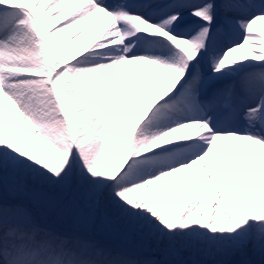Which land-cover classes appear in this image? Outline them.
<instances>
[{"label": "snow or ice", "instance_id": "obj_1", "mask_svg": "<svg viewBox=\"0 0 264 264\" xmlns=\"http://www.w3.org/2000/svg\"><path fill=\"white\" fill-rule=\"evenodd\" d=\"M261 21L264 0H0V264H264Z\"/></svg>", "mask_w": 264, "mask_h": 264}, {"label": "bare ground", "instance_id": "obj_2", "mask_svg": "<svg viewBox=\"0 0 264 264\" xmlns=\"http://www.w3.org/2000/svg\"><path fill=\"white\" fill-rule=\"evenodd\" d=\"M254 29L257 33L264 34V21L258 22L256 25H254ZM145 248H150L154 249L155 248V242L154 241H149V240H142L141 238L138 239ZM200 253H195V254H185V257L188 259H195L199 261H207L205 259H202V257L199 256ZM232 259H239L238 257H234Z\"/></svg>", "mask_w": 264, "mask_h": 264}, {"label": "rangeland", "instance_id": "obj_3", "mask_svg": "<svg viewBox=\"0 0 264 264\" xmlns=\"http://www.w3.org/2000/svg\"><path fill=\"white\" fill-rule=\"evenodd\" d=\"M54 15H55V13H54ZM74 50V49H73ZM85 227H89V228H92V229H95V225H86ZM140 237H138V236H133L132 238H131V243L132 244H134V245H142L143 246V244L138 240ZM144 247V246H143ZM145 248V247H144ZM145 250H146V254H148V255H150L151 254V252L150 251H148V250H150V248H145ZM199 256L200 257H202V259H205V260H207V261H211V260H213V259H223L222 257H210V256H207V255H205V254H203V253H200L199 254ZM186 258V257H185ZM186 259H188V258H186Z\"/></svg>", "mask_w": 264, "mask_h": 264}]
</instances>
